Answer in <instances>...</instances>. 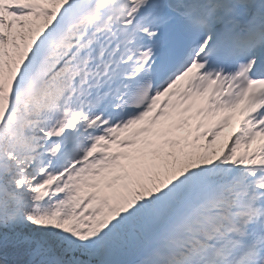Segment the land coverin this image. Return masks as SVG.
<instances>
[{
  "label": "snow or ice",
  "instance_id": "snow-or-ice-1",
  "mask_svg": "<svg viewBox=\"0 0 264 264\" xmlns=\"http://www.w3.org/2000/svg\"><path fill=\"white\" fill-rule=\"evenodd\" d=\"M0 264H264V0H0Z\"/></svg>",
  "mask_w": 264,
  "mask_h": 264
}]
</instances>
